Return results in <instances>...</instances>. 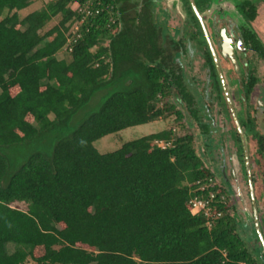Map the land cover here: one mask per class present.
Returning <instances> with one entry per match:
<instances>
[{
    "label": "trees",
    "instance_id": "16d2710c",
    "mask_svg": "<svg viewBox=\"0 0 264 264\" xmlns=\"http://www.w3.org/2000/svg\"><path fill=\"white\" fill-rule=\"evenodd\" d=\"M110 1L116 22L99 19L66 58L58 53L75 15L70 0L24 16L33 0H0V264H256L231 204L211 229L190 212L187 183L214 178L192 135L165 129L108 153L94 146L172 108L158 105L175 74L149 16L136 24ZM101 89L110 93L99 109L59 137L50 157L33 152L12 166L1 152L64 133ZM160 139L172 146L158 147Z\"/></svg>",
    "mask_w": 264,
    "mask_h": 264
},
{
    "label": "flooded vegetation",
    "instance_id": "af4514ba",
    "mask_svg": "<svg viewBox=\"0 0 264 264\" xmlns=\"http://www.w3.org/2000/svg\"><path fill=\"white\" fill-rule=\"evenodd\" d=\"M117 6L136 24L149 16L165 49L161 57L174 69L171 111L228 194L255 263L264 264V0H117Z\"/></svg>",
    "mask_w": 264,
    "mask_h": 264
},
{
    "label": "rangeland",
    "instance_id": "374dc122",
    "mask_svg": "<svg viewBox=\"0 0 264 264\" xmlns=\"http://www.w3.org/2000/svg\"><path fill=\"white\" fill-rule=\"evenodd\" d=\"M54 0H33V3L23 9L20 14L24 16L27 12L35 9L43 8L48 2ZM59 20V16L55 17L48 25L47 29L52 25L56 24ZM58 55L60 57L69 58V55L64 53L63 51L59 52ZM110 93L109 89H101L98 91L88 103L79 109L73 116H71L65 126L64 133H59L53 131L51 133H43L36 140L29 141L24 144L10 146L2 148V153H4L10 160L12 166L19 165L24 163L28 156L33 152H42L46 156L50 157L53 152V147L56 143V140L61 136H66L71 133V129L77 127L84 119H86L91 113L97 111L106 98V96ZM171 100L168 99H160L158 102L159 106L165 105L167 102L169 103ZM174 130L176 136L185 134L189 132L188 126L180 119L177 118L174 111H170L166 114L165 117H161L157 120H154L149 123L131 126L125 128L119 132L112 133L106 135L94 142V146L101 153H108L120 148L125 142L140 138L144 135L158 132L161 130ZM217 183V181L215 180ZM219 185V184H218ZM221 187V186H220ZM222 188V187H221ZM223 189V188H222ZM228 196V194H227ZM229 200V199H228ZM230 204V202H229ZM17 207L21 209H27V204L23 202H19L15 204ZM233 212V209H232ZM8 250L12 252L14 250V245L12 243L8 244Z\"/></svg>",
    "mask_w": 264,
    "mask_h": 264
},
{
    "label": "built area",
    "instance_id": "2783aa9c",
    "mask_svg": "<svg viewBox=\"0 0 264 264\" xmlns=\"http://www.w3.org/2000/svg\"><path fill=\"white\" fill-rule=\"evenodd\" d=\"M70 2V8L75 15L65 31L66 41L61 50L65 53H72L75 45L85 33L90 31L91 27L99 23V19L106 17L104 24L107 27H111L117 20L116 6L110 0H70ZM174 135H176L175 132ZM154 143L165 149L172 146L173 139L155 140ZM187 184L190 194L188 200L190 212L204 217L207 228L211 229L214 222L223 215V208L229 205L227 193L213 177L198 179ZM222 252L226 257V251ZM239 264L247 263L241 261Z\"/></svg>",
    "mask_w": 264,
    "mask_h": 264
},
{
    "label": "water",
    "instance_id": "95a60500",
    "mask_svg": "<svg viewBox=\"0 0 264 264\" xmlns=\"http://www.w3.org/2000/svg\"><path fill=\"white\" fill-rule=\"evenodd\" d=\"M256 227H257V232H258V234H259V237H260V239L263 241L262 234H261V231H260V228H259L258 223H256Z\"/></svg>",
    "mask_w": 264,
    "mask_h": 264
}]
</instances>
